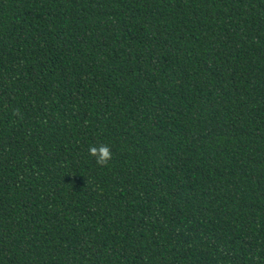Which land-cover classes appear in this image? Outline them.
Listing matches in <instances>:
<instances>
[{
    "label": "trees",
    "instance_id": "16d2710c",
    "mask_svg": "<svg viewBox=\"0 0 264 264\" xmlns=\"http://www.w3.org/2000/svg\"><path fill=\"white\" fill-rule=\"evenodd\" d=\"M0 264H264V0H0Z\"/></svg>",
    "mask_w": 264,
    "mask_h": 264
},
{
    "label": "clouds",
    "instance_id": "9594fccd",
    "mask_svg": "<svg viewBox=\"0 0 264 264\" xmlns=\"http://www.w3.org/2000/svg\"><path fill=\"white\" fill-rule=\"evenodd\" d=\"M89 155L96 158L98 164H105L111 158V152L107 146L97 148L90 147Z\"/></svg>",
    "mask_w": 264,
    "mask_h": 264
}]
</instances>
